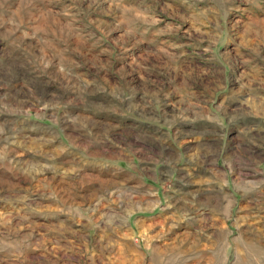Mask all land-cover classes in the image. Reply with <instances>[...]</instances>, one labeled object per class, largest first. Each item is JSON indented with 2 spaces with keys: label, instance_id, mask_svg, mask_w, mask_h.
Here are the masks:
<instances>
[{
  "label": "rangeland",
  "instance_id": "1",
  "mask_svg": "<svg viewBox=\"0 0 264 264\" xmlns=\"http://www.w3.org/2000/svg\"><path fill=\"white\" fill-rule=\"evenodd\" d=\"M0 264H264V0H0Z\"/></svg>",
  "mask_w": 264,
  "mask_h": 264
}]
</instances>
